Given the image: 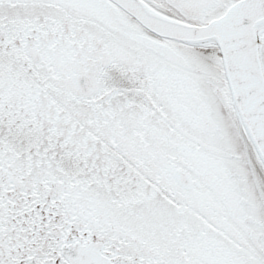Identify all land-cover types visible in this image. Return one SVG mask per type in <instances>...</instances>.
Instances as JSON below:
<instances>
[{
    "label": "snow or ice",
    "instance_id": "obj_1",
    "mask_svg": "<svg viewBox=\"0 0 264 264\" xmlns=\"http://www.w3.org/2000/svg\"><path fill=\"white\" fill-rule=\"evenodd\" d=\"M0 264H264V0H0Z\"/></svg>",
    "mask_w": 264,
    "mask_h": 264
}]
</instances>
